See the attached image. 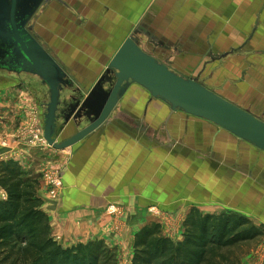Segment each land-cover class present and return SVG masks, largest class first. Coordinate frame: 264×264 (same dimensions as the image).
I'll use <instances>...</instances> for the list:
<instances>
[{"label": "crops", "instance_id": "obj_1", "mask_svg": "<svg viewBox=\"0 0 264 264\" xmlns=\"http://www.w3.org/2000/svg\"><path fill=\"white\" fill-rule=\"evenodd\" d=\"M70 12L74 13V32L81 29L99 39L95 47L89 46L88 39L84 40V34L79 33V43H64L63 47L56 49L49 46L77 84L95 82L120 44L135 32L141 39L154 41L156 44L152 49L170 48L175 41L176 47L170 48L171 53L177 56L185 54L182 59L187 57L198 62L205 59L203 70H209L208 67L213 65L206 66L207 63L218 61V73H229L227 71L248 61L249 66L237 69L234 78L227 79V75L218 78V86L221 82L226 84L225 94L216 91L264 116V0H64V3L53 0L39 16L51 17L57 26H61ZM179 17H184L186 22L178 21ZM103 19L110 22L106 28L100 25ZM175 19L177 21L173 24ZM44 35L47 37L42 36V39L53 40L49 34ZM78 54L84 57L79 64L72 65L70 60ZM165 56L159 57L169 60V56ZM76 67L81 71L75 70ZM213 74L211 70L208 76ZM30 83L32 85V80L9 82L0 74V154L4 155L2 162L12 160L29 175L40 176L38 196L42 199V209L50 218L54 237L66 247L102 239L119 250L120 264H131L136 234L146 226V220L153 217L147 211L157 206L166 211L175 210L177 215L180 213L181 206L171 208L173 203L165 205L170 195H165V201L160 200L158 194L161 192L155 190L157 185H161L159 179L163 171V157L158 155L160 146L170 149V155L175 158L174 167L179 166L188 173L191 179V184L185 186L188 193L205 172L218 178L224 171L222 168L232 171V167L238 166L235 162L229 164L227 157L219 154L201 132L191 136L188 123L196 117L182 111L173 112L168 107L166 116L160 119L163 104L150 101L149 96L141 97L135 90L129 94L130 89L114 113L113 122L90 138L64 150L49 144L44 147L27 146L17 139V131L28 120L34 105L37 106L34 87H30ZM210 88L215 87L210 84ZM128 95L129 100H126ZM37 112L40 114L39 110ZM178 115L183 119H178ZM201 120L205 130L214 125ZM177 121L184 122L180 134H174L168 127L169 123L173 126ZM214 126L238 144L244 142ZM147 148L153 149L152 158L142 157ZM146 162L155 164L148 178L146 168L151 164ZM253 164L256 162L248 167L249 174L243 178L244 182L250 188L259 184L261 189H258L264 191V167ZM48 166L62 170L63 189L56 198L50 195L41 173ZM195 167L199 173L190 175ZM233 178H242L241 171L234 172ZM250 179V184H247ZM145 186L148 193H153L147 194ZM7 198V191L0 186V201ZM158 201L161 204L156 205ZM111 204L124 206L127 212L120 218L126 223L120 231L113 228L116 217L107 212ZM179 234L166 235L177 241L183 237ZM259 249L251 250L238 264H264V254L259 253Z\"/></svg>", "mask_w": 264, "mask_h": 264}, {"label": "water", "instance_id": "obj_2", "mask_svg": "<svg viewBox=\"0 0 264 264\" xmlns=\"http://www.w3.org/2000/svg\"><path fill=\"white\" fill-rule=\"evenodd\" d=\"M51 1L0 0L1 78L13 83L38 80L44 86L45 103L34 94L50 146L59 150L73 147L111 124L128 90L137 85L151 98L167 103L173 112L206 120L264 153L262 117L198 78L173 69L167 60L145 49L135 32L125 38L85 94L32 22L39 17L41 7ZM222 169L232 173L227 167Z\"/></svg>", "mask_w": 264, "mask_h": 264}, {"label": "rangeland", "instance_id": "obj_3", "mask_svg": "<svg viewBox=\"0 0 264 264\" xmlns=\"http://www.w3.org/2000/svg\"><path fill=\"white\" fill-rule=\"evenodd\" d=\"M72 5L70 6L71 7L70 9L73 8L74 5L73 6ZM93 7H95V9L97 8L96 3H94ZM45 8H46V5L41 7L40 12H42ZM62 10H64V8ZM47 15H49V13H47ZM73 16H74V13L70 12V14L66 16L65 24L61 26L59 25L57 26L53 18L51 17L48 18L47 16V19H46L44 15L39 16L38 18H34L32 22L34 21L36 30L40 34L41 37L42 36L47 37L46 35H44L45 33L53 37V40H52L53 43L52 41L46 40L45 37H43L44 38L43 42L48 45L50 44L49 46L53 47L54 49L58 48L59 46L63 47L64 43H72V44L79 43L77 41V37L79 36L81 37L79 33L84 34L82 36L84 40L88 39L89 46L91 45L95 47L97 43L99 42L98 37L87 34L83 32L81 29H77V27H76L77 29L76 32L78 34L73 31L74 29V25H73L74 23L72 22ZM177 20L181 22H186L184 17H179L177 18ZM177 20L176 19L173 20L172 23L175 24ZM109 23H110L109 21H106V19H103L100 25L103 28H106V25L108 27ZM71 31H72V35H71ZM62 35H64V37ZM155 44L156 43L154 41H147V42L142 43V46H144V48L147 47L148 49L153 50V52L156 55H159L160 57H163V55L169 56V60L167 62L172 66L173 69L189 77L190 76L196 77L203 84L208 85L210 83L215 87L212 89H215L224 94L226 93L224 91L226 84L223 85V82H221V85L218 86L219 81H220V79L218 78L227 75L225 76L227 77V79H232L235 77L234 75L235 72L240 70V68L244 69L249 66L248 61L247 62L245 61L237 65L238 70L236 68L234 69L232 68L230 71H227L229 73H226V71H221L219 74L218 72L220 71V69L219 70L216 69L217 68L216 64H218V61L213 62V63H207L206 66L210 64H213V65H210L208 67L210 68L209 70H207L206 68L203 70L205 62H206L205 59H201V61L198 62L195 59L189 60L187 57L182 59V57L185 54L181 56H177L176 54L171 53L172 49L170 48L176 47L175 41H173V46H171L170 48H167V47L157 48L156 47L157 49L156 48L152 49L153 45ZM80 55L81 54H78L76 58H72V60H70V63L72 65L76 63L79 64L80 63L79 61L82 60V58L84 57L83 55L81 56ZM186 59H188V61ZM211 59H210V62H211ZM107 66L104 67V69L107 68ZM75 70H79V68L76 67ZM211 70H212V74L214 73L213 75L215 76V77L212 76L213 78L208 76ZM210 78H211V81H210ZM213 79H216L217 81H213ZM95 82H92V83L86 82L83 85L77 84V86H82L83 89L85 90V94H87L88 90L89 91L91 90ZM215 82L218 84H216ZM210 84L208 85L209 87H210ZM132 90H135L136 94L141 97L148 96V93L139 86L135 85L131 89V91ZM129 94H132V93H129ZM231 95H233V93H231ZM126 100H129V95L127 96ZM159 103L161 105L163 104L161 106L162 109H161V115H160V119H163L167 114L168 106L163 102L159 101ZM34 109H35V113H37L36 111L38 110H37L36 105H34ZM34 109L30 110L28 120H26L25 123L20 125V127L18 128L17 139H19V141L21 142L24 141V139L31 134L30 130H32L31 128L33 127L34 121L35 120L37 121L36 119L37 115L34 114ZM37 114L40 118V114L39 113ZM260 117L264 119V116H260ZM177 118L183 119V117L179 115L177 116ZM173 119H176V116H173ZM190 120L191 121L188 123L189 124L188 126L190 127L191 136L195 135L196 133L201 132L200 134H203L205 136L209 144L212 143L214 145V148L219 152V154L222 155L223 153L227 157V161L229 162V164L235 162L236 164H238V166L232 167L233 174L220 172V177L217 176L219 179L205 172L203 176H199V179L195 181L193 189L190 191V193H188L186 191V187L191 184L190 182L191 179L188 178V173L182 171L181 167L179 166L174 167V165H176V163H173V160L175 158H173L170 155L169 153L170 149L166 148V146H160V148H158V153L160 154L158 155L163 157V162H162L163 171H162L161 179H159L160 180L159 184L161 185H157V188L155 190L157 191L160 190L161 192V195L158 194L159 199L161 198L164 200L166 198L165 197L166 194L170 195L168 196V199L170 200L167 202H164L165 205H168V204L171 205L173 203V206H171V208H173L174 205L181 206V208L178 207L180 208V213H178L177 215L175 214V210L166 211V210L159 209L156 205L161 204V202L159 203L158 201L154 209L152 210L150 209L151 211L150 210L147 211V214L151 213L153 217H150L146 220L147 222L146 225L150 223H158L162 226V229L166 234L174 233V236H175L180 233L179 235H182L184 234V231H185L184 223L189 213L193 211V209L194 210L196 209V210H199L203 214L211 213V214L220 215L222 213H228V214L243 215V216L250 218L256 226L264 227V193H263L264 191L259 190L257 187L255 188H252V186L251 188L247 187L243 179L249 174L248 167L252 165L253 162H256V164H253L254 166L258 165L262 168L264 167V153H262L261 151H254L253 148L245 142H240L238 144L231 137H229L226 133H224L222 130L220 129L219 131L216 130L217 127H215L214 125L213 126L211 125L209 128L205 130L202 125V120L199 118H193ZM168 127L169 129H171L173 133L178 132V134H180V132L184 129V122L177 121L176 123L173 124V126H172V123H169ZM197 137L200 138L199 136ZM5 145H7V143H5ZM152 153H153V149L147 148L146 151H144V155L142 157L146 156L147 158L148 157L152 158L153 157ZM240 156H242V158H240ZM146 163H149V162H146ZM48 168H50V172L54 176L59 177L61 181V185L59 186V188H57L55 194L52 193L51 189L49 190L50 195L53 198H56L59 195L60 191L63 189L62 170L58 168L59 170L56 171V168H57L56 166H50V167L48 166V167H44L41 173ZM154 168H155V164H151L150 168H146L147 178L150 172ZM191 171L192 172L189 173L190 175L192 174L196 175V173H199L196 167L192 168ZM236 171H241L242 178H239V179L233 178L234 172ZM215 174L217 175L218 172H215ZM42 176H43V173H42ZM196 183L198 184L196 185ZM200 187H203V188H200ZM144 189L147 192L146 186ZM177 191H179L178 194L175 193ZM149 193H153V192L149 191ZM149 193L147 192V194ZM108 211L111 212V214L116 217L115 224L113 225L114 230H118V231L122 230V228L125 227L126 223L123 222V220H121L120 218H122L127 213L126 210L124 209V206L123 207L115 206V204L114 205L111 204L107 212ZM258 248H260L259 253L262 252L264 254V235L259 236L258 238L252 240L248 244H238L232 249L233 250L232 255L239 256L240 260L238 261V263H241V258L243 256H245L251 250L258 249ZM117 254L119 255V250H117Z\"/></svg>", "mask_w": 264, "mask_h": 264}, {"label": "trees", "instance_id": "obj_4", "mask_svg": "<svg viewBox=\"0 0 264 264\" xmlns=\"http://www.w3.org/2000/svg\"><path fill=\"white\" fill-rule=\"evenodd\" d=\"M0 186L8 194L0 201V264H120L117 249L105 240L66 247L54 237L38 196L40 176L9 160L0 165ZM184 227L177 241L158 223L143 227L135 237L131 264H238L232 249L264 235V227L246 216L196 209Z\"/></svg>", "mask_w": 264, "mask_h": 264}, {"label": "built area", "instance_id": "obj_5", "mask_svg": "<svg viewBox=\"0 0 264 264\" xmlns=\"http://www.w3.org/2000/svg\"><path fill=\"white\" fill-rule=\"evenodd\" d=\"M37 113H35V110H34V114L37 115V118H36L37 121L36 120L34 121L33 127L31 128L32 130H30L31 134L24 139V142L26 143L27 146H31V147L48 146V142L44 136V129H43L42 123L40 121L41 119L39 118ZM3 159H4V155L0 154V164L3 161ZM58 170L59 169L56 168V171H58ZM42 173H43V178H44L46 184L49 186V189H51L52 193L55 194L57 188H59V186L61 185L60 178L57 176H54L50 172V168L44 170ZM59 173H60V171H59ZM3 195H5V194H3Z\"/></svg>", "mask_w": 264, "mask_h": 264}, {"label": "flooded vegetation", "instance_id": "obj_6", "mask_svg": "<svg viewBox=\"0 0 264 264\" xmlns=\"http://www.w3.org/2000/svg\"><path fill=\"white\" fill-rule=\"evenodd\" d=\"M63 3H64V1H62ZM61 2V3H62ZM49 4V3H48ZM48 4H46V5H48ZM131 34H133V33H131ZM138 38H139V40H141V42L142 43H144V42H147L148 40H145V39H141V37L139 36V35H137V34H135ZM150 41V40H149ZM122 44V43H121ZM120 44V45H121ZM151 45V44H150ZM120 47V46H119ZM144 47V46H143ZM145 49H147V50H150V49H148L147 47L145 48ZM150 51H153V50H150ZM166 60V59H165ZM168 61V60H167ZM135 85H132L131 87H130V93H131V89L134 87ZM137 86V85H136ZM32 87H34V91L36 92V94L38 95V97H39V100H40V102L41 103H45V99H46V95H45V88H44V86L38 81V80H33L32 81ZM143 89V88H142ZM146 91V90H145ZM147 92V91H146ZM128 93V92H127ZM148 93V92H147ZM148 96H149V99H150V101H153V102H155V101H160V102H163V103H165L164 101H161V100H158V99H155V98H151V95L148 93ZM169 108H170V106L167 104V103H165ZM122 105V104H121ZM148 106V105H147ZM38 110H39V108H38ZM40 111V110H39Z\"/></svg>", "mask_w": 264, "mask_h": 264}]
</instances>
